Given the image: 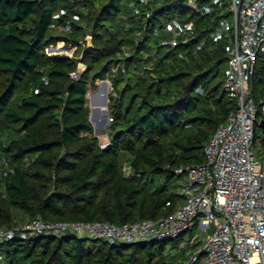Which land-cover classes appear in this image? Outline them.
Listing matches in <instances>:
<instances>
[{
    "label": "trees",
    "instance_id": "16d2710c",
    "mask_svg": "<svg viewBox=\"0 0 264 264\" xmlns=\"http://www.w3.org/2000/svg\"><path fill=\"white\" fill-rule=\"evenodd\" d=\"M222 17L216 7L201 16L187 0H0V229L37 216L121 225L171 215L181 203L175 169L205 160V143L236 107L223 87L227 42L199 46ZM172 19L195 30L170 48L155 30ZM57 43L75 51L47 54ZM109 75L101 148L87 95ZM250 85L255 102L264 95L262 53ZM183 240L16 236L0 241V264H183Z\"/></svg>",
    "mask_w": 264,
    "mask_h": 264
},
{
    "label": "built area",
    "instance_id": "2783aa9c",
    "mask_svg": "<svg viewBox=\"0 0 264 264\" xmlns=\"http://www.w3.org/2000/svg\"><path fill=\"white\" fill-rule=\"evenodd\" d=\"M187 5L201 16L209 15L215 7L223 14L199 46L207 39L227 42L228 67L223 87L236 99V107L205 143V160L175 169L181 181V203L175 211L166 217L121 225L47 221L37 216L14 228L0 229V241L47 234L81 236L85 232L109 243H134L170 241L190 232V237L180 244L191 247L183 264H264V159L260 160L252 148L256 142L257 107L250 85L257 55L264 54V0H208L203 4L187 0ZM130 6L138 12L134 3ZM194 30L193 23L172 19L155 33L165 36L161 45L173 48L185 43ZM156 55L154 47L150 57L154 59ZM69 76L78 79L79 70L71 71ZM103 81L108 83V92L112 91L108 79ZM260 110L264 115V95ZM108 143L100 142V147L105 148Z\"/></svg>",
    "mask_w": 264,
    "mask_h": 264
},
{
    "label": "rangeland",
    "instance_id": "374dc122",
    "mask_svg": "<svg viewBox=\"0 0 264 264\" xmlns=\"http://www.w3.org/2000/svg\"><path fill=\"white\" fill-rule=\"evenodd\" d=\"M75 46L71 47L70 45H64L63 43H57V44H52L46 47L45 51L47 54H67L69 56H71L73 54V52L75 51ZM261 54V53H259ZM80 56V55H79ZM78 68L80 71L83 70V65L80 63L78 64ZM111 73L114 71V68L111 67L110 68ZM136 75L139 74V72L135 73ZM106 79V78H105ZM108 81L110 83L113 82L112 79V75H109L107 77ZM101 83L102 80H98L96 81V85L97 88L96 89H90L88 92V106L90 108V121L92 122L94 129H95V134L97 135L99 141L101 143H105V142H109V137H108V123L106 122V120L109 119V115H108V111H107V103L109 101L110 98H108V94H111L112 91L108 92V87L106 86V91L107 93V100H106V107H98L97 106V101H100L97 97L96 94H98V92L100 91L99 89L102 88L101 87ZM260 100H261V96L256 95L255 96V104L257 107V112H256V120L254 123V131H255V135H256V142L253 145V150L255 151V153L257 154L258 158L260 160L264 159V146H260L258 142H262L261 141V128L259 127V120L262 118V113L260 110ZM105 102V98L103 100V103ZM110 120V119H109ZM178 192L180 191V185H181V181H178ZM82 237H87L90 239H94L93 237H89L85 232H83L81 234ZM183 239L187 240L190 237V232L185 233L184 235H182ZM183 247V246H180ZM191 250V247H187V250L185 251V253L187 251Z\"/></svg>",
    "mask_w": 264,
    "mask_h": 264
},
{
    "label": "water",
    "instance_id": "95a60500",
    "mask_svg": "<svg viewBox=\"0 0 264 264\" xmlns=\"http://www.w3.org/2000/svg\"><path fill=\"white\" fill-rule=\"evenodd\" d=\"M85 42H86V48L92 47V36L88 34L85 37ZM128 83H129V78L127 74L123 71V84L121 87V91L126 87ZM190 85H191V82H188L187 88H189ZM106 97H107V94H106ZM108 121L109 119L106 120L107 123ZM258 124H259V127L261 128V140H262V143H264V118H261Z\"/></svg>",
    "mask_w": 264,
    "mask_h": 264
},
{
    "label": "bare ground",
    "instance_id": "6f19581e",
    "mask_svg": "<svg viewBox=\"0 0 264 264\" xmlns=\"http://www.w3.org/2000/svg\"><path fill=\"white\" fill-rule=\"evenodd\" d=\"M106 86L108 87V83L106 81H103L101 83V87L102 88H100L99 89L100 91L98 92V94H96L98 99L100 100V101H97V106L98 107H103V106L106 105V100H107V97H106V94H107ZM104 98H105V102L103 103Z\"/></svg>",
    "mask_w": 264,
    "mask_h": 264
},
{
    "label": "crops",
    "instance_id": "0c3cea01",
    "mask_svg": "<svg viewBox=\"0 0 264 264\" xmlns=\"http://www.w3.org/2000/svg\"><path fill=\"white\" fill-rule=\"evenodd\" d=\"M182 244V243H181ZM181 246V245H180ZM188 247V246H187Z\"/></svg>",
    "mask_w": 264,
    "mask_h": 264
}]
</instances>
